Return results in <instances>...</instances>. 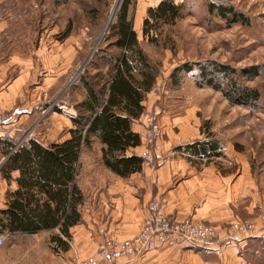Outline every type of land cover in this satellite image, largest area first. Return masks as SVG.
<instances>
[{
  "label": "rangeland",
  "instance_id": "374dc122",
  "mask_svg": "<svg viewBox=\"0 0 264 264\" xmlns=\"http://www.w3.org/2000/svg\"><path fill=\"white\" fill-rule=\"evenodd\" d=\"M121 1L0 0V19L6 20V26L0 31V57L4 58L3 61L8 60L12 52L19 50L21 55H25L26 69L25 95L22 96L20 92L13 110L0 111L4 117L0 122L1 139L30 137L47 144L68 137V130L73 127L70 115L76 113L74 105L85 94L81 78L88 75L89 82L100 84L107 77L105 72L108 66L101 62L99 56L105 52H119L118 48L103 40L108 27L116 20ZM173 1L181 6V16L174 23H160L157 30L151 29L150 33L158 39L157 44L142 38L141 26L147 7L155 6L159 0H132L130 4V17L139 44L156 69L155 80L142 102L144 110L133 121L141 126L140 144L143 141L146 145L142 154L138 155L142 159L141 167L156 168L161 161L176 154L187 158L183 161L194 167L195 172L214 167L240 176L244 166L248 169L249 180L257 182L264 193V0ZM209 3L231 5L247 21L226 20L217 15L216 10L210 13ZM67 30L68 35L63 37ZM92 60L98 63V68L93 67ZM206 61L237 69L257 65L260 68L258 76L253 80L243 79L246 85L259 91L256 107L231 104L220 90L200 80L196 66L189 70L182 68L185 62ZM97 72L103 74L99 79L92 77ZM52 75H57L55 80L50 79ZM148 122L160 125V136L152 139L146 137ZM168 132L182 134V143H166ZM209 135L220 143L219 156L199 158L186 149V145ZM3 145L0 143V150ZM100 147L97 139L90 137L89 144L80 150L75 173L76 182L84 190L85 197L88 195L95 210L103 205L105 199L109 203L106 205L113 207L110 189L115 191L112 186L119 180L103 164ZM145 152H151L150 160L144 157ZM159 197L166 199L164 213L168 217L167 196L155 193L147 203L143 220L149 214V205ZM168 219L173 223L188 219L202 224V229L207 232L213 229L217 236L213 246L218 252L211 250L209 245L194 244L188 240L180 242L181 235L180 240L171 245L186 243L211 250L218 257H222L227 246L236 243L239 236L251 237L261 232L264 238L262 212L221 226L193 216ZM143 220L135 235L141 230ZM93 225L92 231L98 236V243L94 239L97 248L83 258L72 254L69 257L71 264L73 258L84 260L94 257L104 244V234L114 237L104 226L96 222ZM18 241L20 244L17 239H5L0 246L1 264L17 262V258L19 262L25 258V264H47L45 259H39L35 254L22 255L25 249L34 248L33 237L21 236ZM146 252L148 250L135 257L103 264H129ZM17 253H20V257Z\"/></svg>",
  "mask_w": 264,
  "mask_h": 264
},
{
  "label": "trees",
  "instance_id": "16d2710c",
  "mask_svg": "<svg viewBox=\"0 0 264 264\" xmlns=\"http://www.w3.org/2000/svg\"><path fill=\"white\" fill-rule=\"evenodd\" d=\"M132 0H122L116 20L108 27L103 42L108 41L119 52H105L99 56L107 65V77L98 83L81 78L85 94L75 105L76 113L70 115L72 128L62 141L42 144L34 138H27L24 144L14 147L10 139L0 142L6 160L0 172L8 178L10 170H18V188L6 192L5 207L0 208V233H33L55 226L63 232L78 216L76 205L81 200V191L75 182L77 160L80 150L94 137L101 144V159L107 169L125 177L141 167L142 159L134 153H127L130 147L141 142L140 134L133 131L131 123L144 110L145 94L155 80V66L139 44L136 30L130 17ZM209 12L226 20L246 22L247 18L231 5L208 4ZM181 6L173 0H159L155 6L146 9L142 19V38L157 44L158 39L151 29H158L160 23H174L181 16ZM96 11V10H93ZM233 17V18H230ZM68 35V30L63 37ZM107 45V44H106ZM91 61V60H90ZM98 68L97 62H91ZM196 66L203 83L216 88L231 104L255 108L259 91L246 85L243 79L253 80L259 74V67L251 65L240 69L217 62H185L182 68ZM103 74L97 72L93 78ZM5 142V143H4ZM220 143L212 137L197 140L186 145V149L199 158L220 155ZM13 148V149H12ZM189 154V153H188ZM59 243H64L59 240Z\"/></svg>",
  "mask_w": 264,
  "mask_h": 264
},
{
  "label": "crops",
  "instance_id": "0c3cea01",
  "mask_svg": "<svg viewBox=\"0 0 264 264\" xmlns=\"http://www.w3.org/2000/svg\"><path fill=\"white\" fill-rule=\"evenodd\" d=\"M5 26L6 20L0 19V31ZM3 59L0 57V111H10L19 101L20 92L22 96L25 95V55L15 50L8 60L3 61ZM56 77L57 75H52L50 79L55 80ZM39 86L41 85H37ZM131 128L138 133L141 131V126L135 122L132 123ZM167 135L166 143L170 142L173 145H179L184 138L178 132L173 134L168 132ZM26 140L12 141L15 147L24 144ZM0 141L3 142V139L0 138ZM145 148L146 145L142 141L140 145L130 147L128 154L141 155ZM183 159L187 158L176 154L174 157H167L163 162L161 161L156 168L142 166L138 171L125 177L112 172L119 178L112 186L115 191L110 189L113 193L112 208L106 205L109 203L105 199L102 201V206H99L97 210L93 209L88 195L85 197L84 190L75 180L81 191V200L76 205L78 216L72 225L67 226L65 232L55 226L33 233L3 232L1 234L4 240L9 237L17 239V243L21 236L33 237L34 248L25 249L23 256H25L24 253H31L39 259H45L47 264H71L69 257L72 254L75 253L83 258L97 248L96 237L98 236L94 230L92 231L93 222L109 229L118 238L135 235L147 213V203L155 193H164L167 196L166 213L171 219L193 216L221 226L235 219H247L249 216L264 213V193L257 182L249 180L247 168L242 167L240 176L233 175L231 171L230 174L228 171L222 172L214 167L195 172L194 167H190ZM5 160L6 156L1 149L0 168ZM18 174V170H10L8 178H5L0 172V208L5 207L6 192H12L18 188ZM261 234L258 232L251 237L239 236L236 243L227 246L222 257H218L211 250L186 243L159 244L129 264H264V238ZM59 240L64 244L61 245ZM17 255L20 257V253ZM251 255L253 257L248 258ZM15 260L18 261L5 264H25L26 259H21L22 262H19V258Z\"/></svg>",
  "mask_w": 264,
  "mask_h": 264
},
{
  "label": "built area",
  "instance_id": "2783aa9c",
  "mask_svg": "<svg viewBox=\"0 0 264 264\" xmlns=\"http://www.w3.org/2000/svg\"><path fill=\"white\" fill-rule=\"evenodd\" d=\"M0 115V122L3 121ZM161 135V127L158 123H147L146 137L152 139ZM155 151V150H154ZM144 157L150 160L151 152H145ZM166 199L164 197L155 198L149 205V214L143 220V226L139 233L130 238L119 239L108 233L104 234V244L94 257L84 260L73 258V264H103L104 262L114 263L124 258L135 257L142 252L149 251L159 244H175L180 240H188L194 244L209 245L211 250L218 252L213 246L216 243V234L213 229L207 232L203 230V225L194 223L191 220L182 222H171L164 213ZM242 228V226H240ZM5 242L0 234V246Z\"/></svg>",
  "mask_w": 264,
  "mask_h": 264
},
{
  "label": "bare ground",
  "instance_id": "6f19581e",
  "mask_svg": "<svg viewBox=\"0 0 264 264\" xmlns=\"http://www.w3.org/2000/svg\"><path fill=\"white\" fill-rule=\"evenodd\" d=\"M153 248H154V247H153ZM153 248H152V249H153Z\"/></svg>",
  "mask_w": 264,
  "mask_h": 264
}]
</instances>
